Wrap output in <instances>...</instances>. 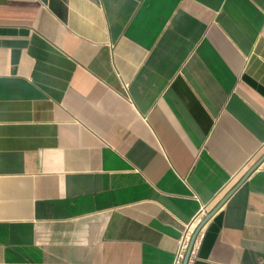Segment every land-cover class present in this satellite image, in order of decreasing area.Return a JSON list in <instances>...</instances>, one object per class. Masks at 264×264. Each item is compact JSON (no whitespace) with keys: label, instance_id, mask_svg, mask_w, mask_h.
Instances as JSON below:
<instances>
[{"label":"crops","instance_id":"1","mask_svg":"<svg viewBox=\"0 0 264 264\" xmlns=\"http://www.w3.org/2000/svg\"><path fill=\"white\" fill-rule=\"evenodd\" d=\"M263 156L264 0H0V264H174ZM188 264H264V160Z\"/></svg>","mask_w":264,"mask_h":264},{"label":"water","instance_id":"2","mask_svg":"<svg viewBox=\"0 0 264 264\" xmlns=\"http://www.w3.org/2000/svg\"><path fill=\"white\" fill-rule=\"evenodd\" d=\"M264 160V156L255 164L253 165L247 173L244 175V177L226 194V196L214 207L210 212H208L199 222L197 225L194 233L191 236L186 255L183 261V264H188L195 242L197 240L198 235L200 234L203 226L207 223V221L222 207V205L228 200V198L239 188V186L251 175V173L261 164V162Z\"/></svg>","mask_w":264,"mask_h":264},{"label":"built area","instance_id":"3","mask_svg":"<svg viewBox=\"0 0 264 264\" xmlns=\"http://www.w3.org/2000/svg\"><path fill=\"white\" fill-rule=\"evenodd\" d=\"M192 227L193 225H191L190 227H188V229L186 230L183 238L181 239L180 243H179V248H178V252H177V256H176V260L174 264H183L185 255H186V251L191 239V234H192Z\"/></svg>","mask_w":264,"mask_h":264}]
</instances>
